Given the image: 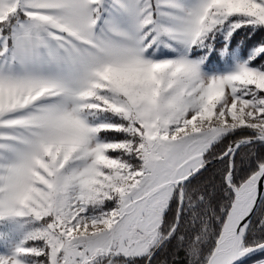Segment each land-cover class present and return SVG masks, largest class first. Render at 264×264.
<instances>
[{
    "label": "snow or ice",
    "instance_id": "obj_1",
    "mask_svg": "<svg viewBox=\"0 0 264 264\" xmlns=\"http://www.w3.org/2000/svg\"><path fill=\"white\" fill-rule=\"evenodd\" d=\"M0 264H264V0H0Z\"/></svg>",
    "mask_w": 264,
    "mask_h": 264
},
{
    "label": "rangeland",
    "instance_id": "obj_2",
    "mask_svg": "<svg viewBox=\"0 0 264 264\" xmlns=\"http://www.w3.org/2000/svg\"><path fill=\"white\" fill-rule=\"evenodd\" d=\"M236 39H237V41H239L241 39V37H237Z\"/></svg>",
    "mask_w": 264,
    "mask_h": 264
}]
</instances>
